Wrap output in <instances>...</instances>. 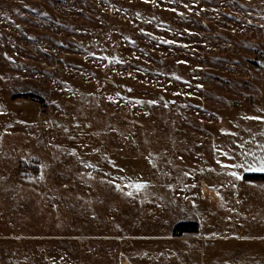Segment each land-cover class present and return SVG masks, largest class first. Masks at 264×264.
<instances>
[{
    "label": "rangeland",
    "instance_id": "1",
    "mask_svg": "<svg viewBox=\"0 0 264 264\" xmlns=\"http://www.w3.org/2000/svg\"><path fill=\"white\" fill-rule=\"evenodd\" d=\"M252 116L264 0H0V264H264V176L214 152Z\"/></svg>",
    "mask_w": 264,
    "mask_h": 264
},
{
    "label": "crops",
    "instance_id": "2",
    "mask_svg": "<svg viewBox=\"0 0 264 264\" xmlns=\"http://www.w3.org/2000/svg\"><path fill=\"white\" fill-rule=\"evenodd\" d=\"M245 110L249 111V109L247 107H244ZM246 111V112H247ZM254 117V116H252ZM262 118H264V116H260ZM255 120V119H253ZM223 122V123H222ZM219 123V122H218ZM220 123L222 125V127H220V124L218 126H216V131L213 135L214 138V152L217 156H219L220 159V165H235V164H241L244 167H247L249 162L251 161V159L255 156H261L259 154V150L261 149H256L255 148H246V145H243V147H241V145L239 146V149H231V147L229 145L224 144L225 146H227V150L225 151H221L219 148H217V144L218 141L220 140V134L225 132L226 129V120L225 119H220ZM245 153H248V155H245ZM252 154H255L254 156ZM244 167L241 168H233V167H227L229 170L230 168L233 169L234 171H236L238 174L243 175L244 173H259V172H245L244 171ZM201 234V233H200ZM203 235V234H202ZM204 236V235H203ZM174 237V236H172ZM210 245V244H209ZM263 247V246H262ZM209 251L207 252V255H202L201 259H199L198 263L195 264H233L232 261H229L226 257H224L223 255H221L219 253V249H217V246L215 247H209ZM185 262V261H184ZM128 264H130V262L128 261ZM185 264H192V262H188L186 261ZM239 264V263H236Z\"/></svg>",
    "mask_w": 264,
    "mask_h": 264
},
{
    "label": "snow or ice",
    "instance_id": "3",
    "mask_svg": "<svg viewBox=\"0 0 264 264\" xmlns=\"http://www.w3.org/2000/svg\"><path fill=\"white\" fill-rule=\"evenodd\" d=\"M145 2H149V0H145ZM154 2V0H153ZM164 43H172L171 41H164ZM177 79H179V77H177ZM130 91V90H129ZM111 99V98H110ZM139 103V102H137ZM150 103H155V102H150ZM245 119H256V120H261V122H264V118L262 117H245ZM261 135H264V133H261ZM241 147H243V145H241ZM260 149L262 151H264V144H261L259 145ZM245 155H248V153H245ZM253 156L255 154H252ZM257 159V163H249L247 167H244L243 165L241 164H235V165H222V167H233V168H241V167H244V171L245 172H259V173H264V156H259V157H256ZM217 163H220V161L218 160ZM89 167H91V165H87ZM229 175H231L232 177H234L236 180H240L242 179V176L236 172H230L228 173ZM195 186V185H193ZM128 187H130L131 189H133V191H129L126 193V195L128 196H132L134 194V192H139L141 191L142 189H144L146 187V184H143V183H135V184H131V185H128ZM117 189H119V186H117ZM222 199V198H221ZM223 206V205H221Z\"/></svg>",
    "mask_w": 264,
    "mask_h": 264
},
{
    "label": "trees",
    "instance_id": "4",
    "mask_svg": "<svg viewBox=\"0 0 264 264\" xmlns=\"http://www.w3.org/2000/svg\"><path fill=\"white\" fill-rule=\"evenodd\" d=\"M245 178L249 180L257 179L259 177H263L262 173H247L244 175ZM199 230V225L195 221H181L176 223L173 226L171 235L174 237H180L184 234H196Z\"/></svg>",
    "mask_w": 264,
    "mask_h": 264
},
{
    "label": "bare ground",
    "instance_id": "5",
    "mask_svg": "<svg viewBox=\"0 0 264 264\" xmlns=\"http://www.w3.org/2000/svg\"><path fill=\"white\" fill-rule=\"evenodd\" d=\"M207 188V185L205 184V183H201V189L203 190V191H205V189ZM216 196V194L215 195H213V197H215Z\"/></svg>",
    "mask_w": 264,
    "mask_h": 264
}]
</instances>
